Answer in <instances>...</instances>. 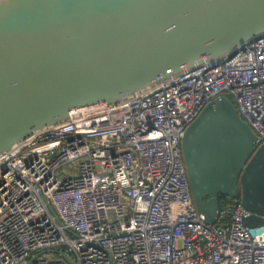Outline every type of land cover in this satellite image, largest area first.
I'll use <instances>...</instances> for the list:
<instances>
[{
  "label": "built area",
  "instance_id": "obj_1",
  "mask_svg": "<svg viewBox=\"0 0 264 264\" xmlns=\"http://www.w3.org/2000/svg\"><path fill=\"white\" fill-rule=\"evenodd\" d=\"M220 96L264 143V34L0 155V264H70L62 251L73 264H264V223L251 234L238 199L213 225L192 200L181 138Z\"/></svg>",
  "mask_w": 264,
  "mask_h": 264
},
{
  "label": "water",
  "instance_id": "obj_2",
  "mask_svg": "<svg viewBox=\"0 0 264 264\" xmlns=\"http://www.w3.org/2000/svg\"><path fill=\"white\" fill-rule=\"evenodd\" d=\"M262 34L264 0H0V155L77 108L131 98ZM180 148L204 221L238 199L262 232L264 143L232 101L208 102Z\"/></svg>",
  "mask_w": 264,
  "mask_h": 264
},
{
  "label": "rangeland",
  "instance_id": "obj_3",
  "mask_svg": "<svg viewBox=\"0 0 264 264\" xmlns=\"http://www.w3.org/2000/svg\"><path fill=\"white\" fill-rule=\"evenodd\" d=\"M78 163L68 164L60 168L57 172L59 178H65L68 174H73V170ZM54 257V256H53Z\"/></svg>",
  "mask_w": 264,
  "mask_h": 264
},
{
  "label": "trees",
  "instance_id": "obj_4",
  "mask_svg": "<svg viewBox=\"0 0 264 264\" xmlns=\"http://www.w3.org/2000/svg\"><path fill=\"white\" fill-rule=\"evenodd\" d=\"M224 204H226V199L225 198H221L220 205H224Z\"/></svg>",
  "mask_w": 264,
  "mask_h": 264
}]
</instances>
